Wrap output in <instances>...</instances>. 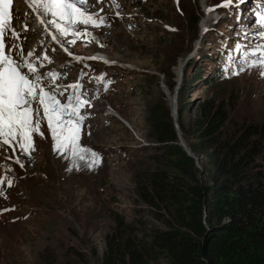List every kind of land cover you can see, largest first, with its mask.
Instances as JSON below:
<instances>
[{"label": "rangeland", "instance_id": "1", "mask_svg": "<svg viewBox=\"0 0 264 264\" xmlns=\"http://www.w3.org/2000/svg\"><path fill=\"white\" fill-rule=\"evenodd\" d=\"M246 1L237 0L230 7H219L223 0L89 1L88 10L104 16L106 23L99 28L89 26L86 37L69 34L68 41H76L70 43L72 46L62 42V48L54 43L61 47L57 50L60 54L67 48L65 53L70 56L71 52L70 57L119 66L114 67L118 70L117 82L100 102L91 106L93 111L81 125L80 146L97 153L99 160L94 163L91 152L83 153L85 158L81 160L70 150H54L55 142L42 108L38 117L40 131L33 133L35 151L30 156L18 148L15 153L8 146L0 148V175L13 180L10 186L0 183V264H102L106 234L140 236L149 227L161 226L152 211L157 209L166 217L170 208L145 202L142 191L150 192L151 170L157 168L170 175L177 169L160 156L166 144L155 137V115L162 118L167 113L175 133L179 130L177 142L180 138L186 145L193 138L180 125L190 127L192 109L205 96H222L227 102V124L256 123L264 127V67L254 63L260 59L256 57L252 63L236 66L205 83L200 81L202 77L191 80L193 85L187 86L181 95L187 99L188 109L179 115L177 112L182 80L191 77L194 67H203L206 50L210 51L207 60L212 59L215 65L212 51L221 38L216 30L226 33L225 38L244 34L239 38L244 43L264 41V36L258 34L264 26L258 23H243L244 33L243 29L237 30L236 24L234 30L231 28L233 22L227 18L240 19ZM18 8L20 16L26 10L33 13L26 1ZM209 8L214 11L209 12ZM29 23L32 31V18ZM78 27L83 31L84 26ZM31 31L28 27L21 35L24 47L32 41L36 30ZM233 44L228 39L222 47L234 51ZM90 55L96 59H89ZM222 59L225 73L229 59ZM180 64V84L176 86V69ZM207 66L209 62L204 68ZM203 74L208 75L207 70ZM172 95L176 98L178 130L171 116ZM113 114L127 120L130 127ZM254 137H260L264 149V129ZM89 143L93 145L89 147ZM157 154L161 157L159 162L155 160ZM15 157L20 158L23 167ZM197 164L199 181L209 183L207 171L200 162ZM149 264L169 262L156 255Z\"/></svg>", "mask_w": 264, "mask_h": 264}, {"label": "trees", "instance_id": "2", "mask_svg": "<svg viewBox=\"0 0 264 264\" xmlns=\"http://www.w3.org/2000/svg\"><path fill=\"white\" fill-rule=\"evenodd\" d=\"M205 63L182 80L178 115L188 109L181 95L193 85L190 81L212 78L203 74ZM216 99L203 97L192 109L190 127L180 125L192 136L188 146L210 182L199 181L195 160L177 142L169 115H155V137L166 144L160 156L177 171L151 170L150 192L142 191V197L151 205L168 206L169 215L154 209L161 226L140 236L106 234L102 264H149L156 255L169 264H264V149L260 137H254L264 127L227 124V102ZM155 158L161 159L159 154Z\"/></svg>", "mask_w": 264, "mask_h": 264}, {"label": "snow or ice", "instance_id": "3", "mask_svg": "<svg viewBox=\"0 0 264 264\" xmlns=\"http://www.w3.org/2000/svg\"><path fill=\"white\" fill-rule=\"evenodd\" d=\"M21 2L25 0H15L14 6L13 0H0V148L8 146L12 148L13 153L18 148L30 156L35 151L33 133L40 131L38 117L42 108L55 142L54 150L61 153L70 150L72 155H79L83 160L85 157L82 154L91 150L79 144L81 125L86 119L80 109L90 107V101L79 91L82 88L79 81L64 86L63 90L55 83L49 85L48 81L54 82L58 74L40 71L44 66L43 63H38L41 57L31 50L26 51L20 44L22 33L28 30L27 20H22L19 14L18 5ZM26 2L39 18V23L49 31L52 40L62 48L64 45L59 36L67 37L71 34L77 38L86 37L89 34V26L99 28L106 23L104 16L88 10L89 0H26ZM236 2L237 0H223L218 6L230 7ZM238 2L243 3L244 0ZM115 6L119 7V4L116 3ZM208 11H214V8H209ZM257 15L258 24L264 26V14ZM81 25L84 26L83 31L78 27ZM258 34L264 36V29ZM68 43L74 44L76 41L69 40ZM244 47L237 43L233 50L247 56ZM256 50L261 51L262 55L254 63L264 67V45H257ZM64 51L67 52L68 49L64 48ZM68 54L72 55L71 52ZM33 57L34 59H30ZM228 57L232 59L231 53ZM73 58L77 61L82 59L78 56ZM42 59L51 62V57L47 53ZM261 75L264 76V71ZM70 89L73 92L69 93ZM66 93L69 94L66 96ZM91 155L95 158L93 162H98V154L91 152ZM15 159L21 167L24 166L19 157ZM92 166L89 164V167ZM0 183L3 181L0 180ZM7 183L10 186L12 181L9 180Z\"/></svg>", "mask_w": 264, "mask_h": 264}, {"label": "bare ground", "instance_id": "4", "mask_svg": "<svg viewBox=\"0 0 264 264\" xmlns=\"http://www.w3.org/2000/svg\"><path fill=\"white\" fill-rule=\"evenodd\" d=\"M26 1V0H25ZM205 7V6H204ZM30 18H32V20H33V23H34V29H38V30H40V31H43L42 32V34L43 35H45L47 38H48V42L49 43H52V44H54L55 45V43H54V41L52 40V38H51V35L49 34V31L45 28V26L44 25H41L40 23H39V18L35 15V13L33 12L31 15H30ZM207 20V19H206ZM202 21H204V20H202ZM201 24V23H200ZM59 36V35H58ZM59 39H60V41L61 42H63L65 45H67V46H72L70 43H68V39H67V37H65V36H59ZM58 47V46H57ZM59 48V50H62L61 49V47H58ZM64 54L66 55V56H68L65 52H64ZM68 57H70V56H68ZM70 58H73V57H70ZM181 70H182V64H180L179 66H178V68L176 69V73H177V77H178V79H180V73H181ZM170 99H171V103H172V106L175 108L176 106L175 105H177L176 104V98H173V95L172 96H170ZM172 107V108H173Z\"/></svg>", "mask_w": 264, "mask_h": 264}, {"label": "water", "instance_id": "5", "mask_svg": "<svg viewBox=\"0 0 264 264\" xmlns=\"http://www.w3.org/2000/svg\"><path fill=\"white\" fill-rule=\"evenodd\" d=\"M133 66V65H132ZM135 67V66H134ZM137 68H138V66H136ZM146 69V68H145ZM180 84V79H178V81H177V85L176 86H178ZM177 88V87H176ZM171 116H172V118H173V120L175 121V117H176V113H175V109H174V107H173V109L171 110ZM174 125H175V128L178 130V128H177V125H176V121L174 122ZM175 129V130H176ZM178 132H179V130H178ZM178 132L176 131V136H177V134H178ZM178 143L182 146V148L186 151V153H188L189 155H191L193 158H194V160H195V164H196V166L198 165L197 163H198V161H197V155L194 153V152H192L191 151V149L189 148V146L188 145H186L180 138H179V140H178ZM89 144H92V143H89Z\"/></svg>", "mask_w": 264, "mask_h": 264}, {"label": "clouds", "instance_id": "6", "mask_svg": "<svg viewBox=\"0 0 264 264\" xmlns=\"http://www.w3.org/2000/svg\"><path fill=\"white\" fill-rule=\"evenodd\" d=\"M90 145H93V143H92V144H90Z\"/></svg>", "mask_w": 264, "mask_h": 264}]
</instances>
